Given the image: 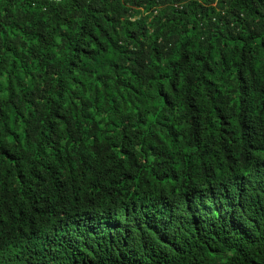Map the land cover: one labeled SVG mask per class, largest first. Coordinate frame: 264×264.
Segmentation results:
<instances>
[{"label": "trees", "instance_id": "1", "mask_svg": "<svg viewBox=\"0 0 264 264\" xmlns=\"http://www.w3.org/2000/svg\"><path fill=\"white\" fill-rule=\"evenodd\" d=\"M0 264H264V0H0Z\"/></svg>", "mask_w": 264, "mask_h": 264}]
</instances>
